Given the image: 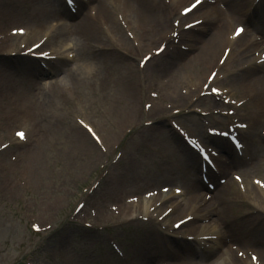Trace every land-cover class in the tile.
<instances>
[{
	"label": "rangeland",
	"instance_id": "1",
	"mask_svg": "<svg viewBox=\"0 0 264 264\" xmlns=\"http://www.w3.org/2000/svg\"><path fill=\"white\" fill-rule=\"evenodd\" d=\"M7 1L13 2L12 0H0V7L2 8ZM185 1L187 0L173 1L172 6L179 4V9L183 7L182 4ZM190 1L188 0V2ZM249 1L239 0L236 3L238 8L236 11L238 12L235 11L233 14H237V18L242 19L246 15L244 13H247ZM58 4L63 7L62 3ZM261 4L264 6V0ZM20 6L23 9L16 5H13L15 9H10L15 11L21 10L20 14L14 16H10V14L8 16L5 15V19L0 20L1 30L13 27L31 28L32 30L34 29L33 31L38 32L35 37L39 39L47 32L45 27L50 23L57 22L55 18H49L45 21L33 18L30 15L32 11V9H29L30 7L25 8L23 5ZM227 7L233 11L228 3ZM1 8L0 14L2 12ZM107 10L110 11L109 9ZM81 15L73 16L72 19L66 21L69 24L78 22ZM157 15L158 13L155 11L151 20L140 25L133 23L132 18L128 17L129 21H131L130 27L132 33L135 34L133 36H136L139 43L142 41L139 50L133 49L129 42L128 44H124L126 48L123 49L115 48L106 43L105 47H107V50L105 52H95L88 46L91 52L81 56V60L76 51L78 61L72 69L78 70V73L86 72L84 65L94 68L93 75L99 74L101 69L106 68L110 73H113L119 67L131 71L134 75L132 88L135 92L133 109L129 108L128 103H125L122 87L121 85L116 86L117 81L114 79V74H112L113 84L109 88H106V100L96 106L93 105L94 100L90 97V93L87 90L82 87L78 90L73 88V86L76 87L74 80L66 77V71H61V68L57 67L58 65H55V70L58 69L59 73L52 76L47 75L41 79H34L22 75V71L19 69L2 72L1 69L14 66L15 62L0 60V144L8 140L12 122L15 120L16 113L21 106H26V109L34 111L35 107L33 108V106H36L34 105L36 100H30V92L41 96L43 84L46 83L44 85L46 87L44 88H47V85L53 82H56L59 86H64V88L68 86L73 92L70 91L67 96L62 95L61 97L65 102V107L62 110L63 117H60L59 124H53V126L48 127L44 122L39 123V129L42 131L33 135L39 141L36 146L37 148L24 150V152L23 150L18 152V149L12 150L9 148L0 153V264H25L27 259L34 264H122L108 248L106 234L90 233L92 231L82 230L80 229L81 227L75 224L69 225L67 221V217L72 212L75 202L80 200L82 189L86 188L88 182L94 180L98 175V172L94 170L102 159V156H100L87 135L82 133L87 143L86 149L98 154L94 169L89 176L81 173V166L85 161L84 152H80V150L74 151L73 146L64 138L54 140L55 145L51 148L48 162L40 165L36 157L42 153V142L47 145L50 140L55 139L56 133L64 134V130L70 125L77 126L72 116L84 117L91 122L105 141L111 145L112 143L120 142L121 136L133 124L141 123L140 105L145 100L144 97H146L149 91L159 90L162 93L159 103L163 105L180 106L191 102V98L194 97L192 89L195 88L196 84L202 82V79L207 76L209 71L206 70L203 74L197 76V78H193L195 75L189 71L187 62L198 55L199 50L204 46L208 37L212 36V33L206 36H186L188 40H186V44H183V46L188 50V45L191 43V51L180 50L181 52H177V49H174L169 52L170 48H168L156 60L150 61L145 66L143 72H138L135 70L137 60L149 49H156L159 45V42L154 41L158 33L150 24L152 19ZM230 25L231 23L226 26L229 27ZM227 27L219 30V32L223 30V39ZM167 30L160 31L159 34L166 33ZM150 33L151 35H149ZM70 37L74 38L75 36L70 35ZM101 39L104 41V38L100 34L99 41L92 40L90 43L99 44L101 43ZM246 39L247 37L243 38L240 43H244ZM65 41L67 40H63L62 42L65 43ZM49 42L47 48H53L57 51L58 45L52 44L51 41ZM119 50L123 51V53ZM258 51V47L252 51L250 50L245 59L238 60L236 50L233 49L231 56L234 62L231 63L233 66L238 67L241 63L250 59L251 54L253 55V53ZM219 55L220 50L217 51L214 59H217ZM130 61L131 63L129 64ZM23 64H32L37 68L36 64L30 61H18L17 63L19 66ZM132 64V68L129 69L128 65L131 67ZM193 66L195 71L199 70L198 63L194 62ZM63 69H68V67L64 66ZM230 71L227 64L220 71V76L214 82V85L226 91L231 101L241 103L240 106L231 104L227 108L233 109L236 115L244 122L251 123L255 121L257 130L255 128L252 129V136H256L258 132L264 129V74L257 73L259 70L248 72L246 70L238 75H232L233 77H237L238 80L234 86L229 82V79H232L230 78ZM183 74L186 77L180 76ZM251 74H256V76H253L258 81L257 93H252V90L249 89L251 80L253 79L248 78ZM80 76L78 77L80 80H86L89 77L88 74ZM191 76L193 79L189 80ZM128 81L127 79L122 84H128ZM143 87L144 89H139ZM140 90H143V99L141 100ZM184 91L189 93L187 97L183 96L182 92ZM261 92L262 96L258 98ZM208 103H212V107L214 108L218 106V104H215V101L209 98H202L193 104V106L204 109ZM11 107L14 108V111L9 110ZM181 121L190 128H193L192 124L195 123L198 126L195 132H203V127L199 126L200 123L196 120L194 114L182 116ZM36 122L38 123L39 120H36ZM118 124H120L119 136L113 134V127L117 126L118 128ZM135 133L136 135L131 139V144L129 143L128 148L125 150L122 160L113 168L108 178H105L94 191L92 197L89 198L87 202L89 206L92 205L97 209H101L100 206L104 202L114 201L120 194H138L143 192L144 185L146 184L150 186L149 189L153 187L159 188L161 184L183 187L184 181L192 177L193 173L188 167L176 162V165L173 166L175 173H173L172 177L166 178L163 177L164 175H159L155 176L153 182H144L142 177H146L148 180L151 179V176L146 174V171L152 168L153 164L155 165V169H160L159 167L166 165L162 159V155H165L167 146L174 144L181 149V145L166 124H156L147 129L138 128ZM150 133H153L154 136H151ZM263 141L264 139L257 140L255 147L260 153H256L255 151L252 153L251 157L255 154V160L254 162L252 161L250 167L243 171V177L251 178L257 175L264 179ZM10 155L20 157L23 155L26 157L24 162L25 171L21 175L17 173L20 179L23 180V186L14 181L10 171L5 170L6 167H9L6 158L8 159ZM195 162L196 178L198 179V163L197 161ZM37 166L39 167L36 173L35 167ZM152 183H157V185L151 186ZM129 185L131 189L128 188ZM249 188L247 183H245L241 194L236 190L231 193L233 205L230 209L228 208L227 222L230 220L232 223L230 226L229 224L228 226L225 225L228 229L225 228L231 246H236L240 251H257L258 257L264 264V218L259 213V211H264V197L256 192L254 194L255 197L253 196L254 198H252L248 195ZM25 213L31 214L36 218L41 226H50V231L38 236L30 234L27 228L28 225L23 217ZM185 213H181L179 216H176L175 213L171 221L182 217ZM250 214L251 217H247ZM150 228L143 224H133L123 231H115L110 235L111 238L114 237L115 241L129 252L135 264H171L174 261L175 263H180L178 260L181 258L177 256L181 254L176 253L174 249L175 247L187 248V246L168 242L169 246L166 247L163 245L161 237ZM146 251L149 252L148 258L145 256ZM217 252H220V250ZM222 256H225L224 253H222ZM207 262L203 264H207ZM183 264H194V261H187L186 259ZM234 264L241 263L236 262Z\"/></svg>",
	"mask_w": 264,
	"mask_h": 264
},
{
	"label": "bare ground",
	"instance_id": "2",
	"mask_svg": "<svg viewBox=\"0 0 264 264\" xmlns=\"http://www.w3.org/2000/svg\"><path fill=\"white\" fill-rule=\"evenodd\" d=\"M59 0H17L16 2H5L4 6L1 8V15L0 19H3L5 15L14 16L17 14L21 13L20 11H15V10H10L15 9L13 5L19 6L21 9H23V5L25 8H29L32 11L30 12V15L33 18L41 19V20H47L49 18H56V21L60 19L61 17H64L66 19H69L71 16L62 9L61 6H57L56 8L55 4ZM94 1V6L93 10L95 11L93 18L89 17V12H88V19H82L79 24H65L61 23L59 26H57L54 30L50 31L52 33V40L51 43H56L60 38V40H64L68 38V35H70L72 32L75 35L76 39V51L78 52L79 59L81 60V56L87 55L88 52H91L88 49V46L92 40L96 41L99 40V35L100 33L98 30L95 28V23L97 22L98 19L102 20L105 24L110 25V33L112 32L113 35L117 36L120 35L119 28L116 23V19L113 13H110L107 9V3L109 1H116L122 8L125 13L128 14L129 18H132V22L135 24H141V23H146L148 20H151V17H153V14L155 11L158 12L157 17L152 19L151 25L155 26L157 25V31H163L168 27L167 21L162 20L163 14H167L162 8L164 7H159L161 5L160 0H93ZM177 1V0H173ZM223 1V0H222ZM61 3V2H60ZM111 3V2H110ZM229 4L231 2H228ZM113 4V3H112ZM107 9H106V8ZM235 11L237 8L235 6H231ZM131 13V14H130ZM162 13V15H161ZM131 15V17H130ZM12 18V17H10ZM5 19V18H4ZM165 19V17H164ZM129 21V19H128ZM2 22V21H1ZM131 22V21H129ZM150 25V26H151ZM24 28V27H21ZM72 31V32H71ZM151 35V33L149 34ZM148 35V36H149ZM121 36V35H120ZM161 36V35H160ZM159 34H157V37H160ZM144 38V37H141ZM226 37L224 36L223 39V34L222 32L214 33L212 36L208 37V40L204 44V46L199 50V53L196 57L193 59L189 60L187 62V67L189 68V71L194 73L195 77L200 76L203 74L210 66H214L215 63V55L217 54V51L220 49L222 50V45H226ZM228 43V42H227ZM237 45V44H236ZM63 47V42L58 46V49H62ZM90 47V46H89ZM236 53L241 50L244 53L245 56V51L244 49V44H238L235 46ZM220 50V52H221ZM86 57V56H85ZM237 58L240 60L242 57ZM214 59V60H213ZM198 60V61H197ZM78 61V57L76 59ZM103 62V61H102ZM194 62L198 63L199 70L195 71L194 70ZM104 63V62H103ZM131 61L129 62V64ZM131 67L128 65V68L131 69ZM86 68V72L84 73H78V70H71L68 72L66 77H70L74 80V85L73 88H76L77 90L80 89L81 87L84 88L85 90L90 93V97L93 98L94 102L93 105H99L103 103L106 100V88H109L113 83H112V74H114V79L117 81V85H121L122 91L124 93V100L125 103H128L129 108L133 109L134 103H133V97H134V90L132 88V81H133V74L131 73L130 70H127L126 68H118L116 71L114 70L113 73L108 72V69H101L99 74L93 75V69L87 65H84ZM16 68V67H14ZM137 67H135V70ZM11 70L9 68L4 67L1 69L2 72ZM21 71L22 75L24 76H32L36 79L45 77L44 73H42L40 70H36L32 68L31 66H21ZM261 74H264V71L260 72ZM82 74H88L89 77L86 80H80L78 77H81L80 75ZM256 74H251L248 78H253L251 80L249 89L252 90V93H257L258 88L257 84L258 81L257 79L253 76ZM180 76H185V74L180 75ZM178 77V76H177ZM192 76L189 78V80L193 79ZM232 79H229V82L233 84L234 86L236 85L235 83L238 82L237 77H231ZM129 80L127 83L128 84H122L125 83ZM70 82L69 80H67ZM94 83V84H93ZM93 84V85H91ZM134 85V84H133ZM134 87V86H133ZM70 89V88H69ZM70 91V90H69ZM137 91V90H136ZM104 93V95H103ZM66 91L62 89L59 84L56 82H53L50 85V89L48 90L47 93H44L43 98L40 100L39 98H36V95L33 92H30V100L35 99V104L36 108L39 110V112L34 115L30 116L34 120H39V123L41 124L44 122L47 124L48 127L53 126V124H59V119L60 117H63V111L65 107V102L64 100L61 99L62 95H65ZM137 94V93H136ZM61 120V119H60ZM47 127V128H48ZM120 124L117 126L113 127V134L118 135L120 129ZM50 129V128H48ZM39 130V129H38ZM82 133H84L79 127L75 125H70L67 129L64 130V134L61 133H56L55 139L52 141L50 140L47 145L42 144V153L38 157H36L38 164H43L48 162L49 160V154L51 151L52 146L55 145L54 140H57L58 138H64L68 141L70 145L73 146V150H80V152H84V163L81 166V173L84 175H90V173L93 171L95 163L98 159V154L95 152L86 149V141L84 137L82 136ZM160 135V134H159ZM119 136V135H118ZM86 143V144H85ZM41 147V146H40ZM37 147H33L35 149ZM169 154L172 156L173 155V148L169 147L168 148ZM189 154V156H188ZM33 162V161H32ZM180 162L184 165L189 167L192 172H193V177L191 179L185 180L184 183V196H186V200L182 202V204L176 208H173L174 211H176V216H179L181 213L192 211L195 208L196 204V198L198 196V189L200 187L197 178H196V164L191 160L190 153L186 154H181L180 156ZM39 166L35 167V172L37 173V168ZM40 171V170H38ZM172 175V173H171ZM129 189H131L130 185L128 186ZM125 195H133L132 193L125 194ZM184 196H179L178 198H174L175 200L178 199L180 200ZM168 199V197L165 198V200ZM173 199V198H171ZM215 200L216 203L218 204V207L220 208V212L215 214L214 221L216 223L222 222L223 224H226L230 226L232 223L230 220L227 222V211L228 208L230 209L233 205V200L230 197V187H219L217 188V191L215 193ZM201 202V201H200ZM142 206L139 204L133 205L130 203L124 202L122 205H120V216L126 217L127 214L130 212L131 209L140 210ZM188 215H192L188 213ZM186 226V227H185ZM192 224L188 223L186 225L181 226L185 228H190ZM186 230V229H185ZM180 251V250H177ZM225 256H222V254H219L215 259L209 258L208 264H234V263H243L240 262L236 259L235 255L231 252L224 253ZM225 257V258H224ZM206 259V258H205Z\"/></svg>",
	"mask_w": 264,
	"mask_h": 264
},
{
	"label": "snow or ice",
	"instance_id": "3",
	"mask_svg": "<svg viewBox=\"0 0 264 264\" xmlns=\"http://www.w3.org/2000/svg\"><path fill=\"white\" fill-rule=\"evenodd\" d=\"M74 2H75V0H66V3H67V5H68L69 7L73 6ZM200 4H201V0H195V3H193V4L191 5L190 8H186V9H185V14H186L187 12H190L192 9H195V8H196L198 5H200ZM197 23H200V21H197ZM189 27H190V26H189ZM21 31H22V30H21ZM242 32H243V29H241V28H237V29L235 30V34H236V35H239V34H241ZM173 35H175V33H173ZM162 51H163V48H159V49L157 50V55H159L160 52H162ZM150 59H151L150 57H145V58H144V61H143V62L141 63V65H140V67H144V64L147 63V62H149ZM212 91H213V92H216V93L218 94V90L213 89ZM84 127L87 128V125H84ZM87 130H88L89 132L92 131L90 128H88ZM16 135H17L20 139H23V138H24V134H23L22 132H17ZM220 135H227V133H221ZM93 139H95V140H97V142H99V140H98L97 137L93 136ZM200 154H201L202 156H204V159H205V160H208V156H207V155H204V149H200ZM213 155H214V153H213ZM237 179H239V177H237ZM254 183H256L257 185H259L260 187H264V183H261L260 180H256V181H254ZM177 194H179V189H177ZM175 227H179V225H175ZM189 239H191V237H189ZM252 259H253V261H255L256 258L253 257Z\"/></svg>",
	"mask_w": 264,
	"mask_h": 264
}]
</instances>
